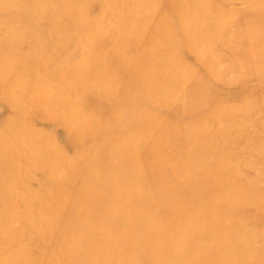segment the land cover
Segmentation results:
<instances>
[{"label": "rangeland", "instance_id": "1", "mask_svg": "<svg viewBox=\"0 0 264 264\" xmlns=\"http://www.w3.org/2000/svg\"><path fill=\"white\" fill-rule=\"evenodd\" d=\"M0 264H264V0H0Z\"/></svg>", "mask_w": 264, "mask_h": 264}, {"label": "bare ground", "instance_id": "2", "mask_svg": "<svg viewBox=\"0 0 264 264\" xmlns=\"http://www.w3.org/2000/svg\"><path fill=\"white\" fill-rule=\"evenodd\" d=\"M3 149L4 150H7L8 149V143L6 145L3 146Z\"/></svg>", "mask_w": 264, "mask_h": 264}]
</instances>
